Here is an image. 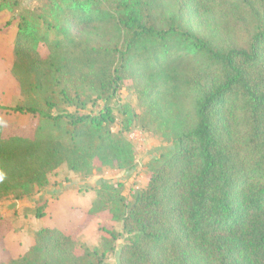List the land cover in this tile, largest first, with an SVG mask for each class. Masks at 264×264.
I'll list each match as a JSON object with an SVG mask.
<instances>
[{"label": "trees", "instance_id": "16d2710c", "mask_svg": "<svg viewBox=\"0 0 264 264\" xmlns=\"http://www.w3.org/2000/svg\"><path fill=\"white\" fill-rule=\"evenodd\" d=\"M40 23L21 17L12 44L27 102L14 109L35 121L27 137L0 123V196L26 198L62 165L84 175L132 168L123 131L135 113L119 110L114 132L109 104L126 85L173 146L148 163L131 204L121 184L97 189L89 213L130 236L119 264H264V0H51ZM87 104L98 109L78 111ZM42 123L53 131L41 137ZM104 231L112 247L121 233ZM32 236L0 264H104L103 252L55 227Z\"/></svg>", "mask_w": 264, "mask_h": 264}, {"label": "rangeland", "instance_id": "374dc122", "mask_svg": "<svg viewBox=\"0 0 264 264\" xmlns=\"http://www.w3.org/2000/svg\"><path fill=\"white\" fill-rule=\"evenodd\" d=\"M51 0H0V123L5 129H11L18 135L27 137L34 123L32 115L19 112L14 108L26 104L19 82L12 74L14 60L13 41L21 17L29 25H40L42 16ZM17 2V7L14 5ZM19 4V5H18ZM7 20L13 21L5 28ZM51 36H54L51 34ZM101 101H97L100 106ZM109 104L116 116L112 127L114 132L121 128L122 116L119 110L126 108L135 113V118L123 136L130 141L135 151V163L132 168L122 170L111 167L93 169L88 175L69 170L66 165L60 166L49 175L48 184L26 198H16L14 194L0 196V220L5 230L0 239V257L21 255L32 243V232L43 226L55 227L65 234L77 237L79 245L104 253V264H119L118 251L130 236L124 233L121 222L112 219L108 214H90L98 202L97 189L102 184H121L122 195L127 202H133L134 194L144 188L149 176L148 163L163 155L168 156L173 143L165 140L149 124L147 116L137 104L136 94L126 85H122L116 96L111 97ZM2 106V107H1ZM98 106L87 104L79 112H94ZM63 110L74 112L73 107L63 106ZM58 110L52 111L55 115ZM11 130H8L11 133ZM41 137L53 131L49 123H42ZM39 133V132H38ZM4 133V135H6ZM47 201V207L41 218L34 216L36 204ZM104 229L121 233L112 247H107L102 237L107 235Z\"/></svg>", "mask_w": 264, "mask_h": 264}]
</instances>
